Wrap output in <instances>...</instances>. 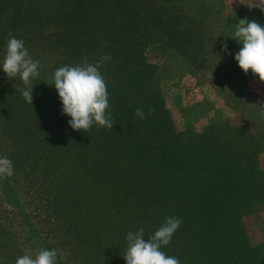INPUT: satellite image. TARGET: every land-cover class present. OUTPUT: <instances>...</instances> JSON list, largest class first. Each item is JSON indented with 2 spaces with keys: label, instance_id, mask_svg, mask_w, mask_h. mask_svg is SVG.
<instances>
[{
  "label": "trees",
  "instance_id": "1",
  "mask_svg": "<svg viewBox=\"0 0 264 264\" xmlns=\"http://www.w3.org/2000/svg\"><path fill=\"white\" fill-rule=\"evenodd\" d=\"M224 11L214 0H0V157L14 171L0 180L7 192L0 264L25 255L13 221L26 225L33 216L48 230L43 240L29 236L39 250L65 253L59 264H126L128 232L143 229L147 240L169 216L182 223L161 250L180 264H264V246L252 243L244 224L264 203V126L226 120L180 128L146 57L165 41L194 76L212 83L211 70L225 67L228 79L243 78L235 24L247 17L264 26V12ZM9 32L39 61L32 105L19 76L9 79L2 68ZM106 55L99 71L113 129L73 130L51 85L54 72Z\"/></svg>",
  "mask_w": 264,
  "mask_h": 264
},
{
  "label": "clouds",
  "instance_id": "2",
  "mask_svg": "<svg viewBox=\"0 0 264 264\" xmlns=\"http://www.w3.org/2000/svg\"><path fill=\"white\" fill-rule=\"evenodd\" d=\"M249 8H259L264 12V0H252ZM9 39L2 68L9 79L17 76L22 80L24 100L32 105V80L39 76V61H35L29 54L22 39H17L8 33ZM242 45L234 59L241 70L247 74L249 70L264 82V26L247 17L235 24L232 37ZM223 50L228 51L225 43ZM231 55V53H229ZM110 59L106 55L99 64L93 65L85 61L81 65H66L55 70L52 84L58 92L63 105L62 113L71 117L68 121L73 130L89 132L93 124L98 127L113 129L114 121L109 113V95L105 78L99 71L100 64ZM260 107V106H259ZM260 116L264 119V107H260ZM155 108L149 109V115L154 114ZM138 119H145L143 109H135ZM14 174L13 163L7 157H0V180H6ZM182 220L176 216H169L165 222L145 239V232L140 229L128 232V247L123 259L126 264H180L178 258L166 255L162 247L170 244L174 233L180 228ZM65 253L57 249H40L33 258L30 254L19 257L15 264H59L58 258Z\"/></svg>",
  "mask_w": 264,
  "mask_h": 264
},
{
  "label": "rangeland",
  "instance_id": "3",
  "mask_svg": "<svg viewBox=\"0 0 264 264\" xmlns=\"http://www.w3.org/2000/svg\"><path fill=\"white\" fill-rule=\"evenodd\" d=\"M214 3L216 7H225L224 15L229 16L237 10L249 8L252 0H214ZM146 57L158 68L166 107L172 111L180 128L194 127L201 131L210 123L226 120L250 124L257 130L264 126V119L260 116V107H264V82L251 70L247 74L244 73L243 78L231 80L228 79L225 67L213 68L211 76L215 81L211 83L203 76H194L191 73L192 68L165 41L150 45L146 50ZM260 160L264 167V154L260 156ZM2 183L0 181V199L4 201L7 199V192L1 187ZM19 197L25 204L24 197ZM13 222L19 230L20 245L23 246L25 254L34 258L40 247L35 238L29 236V232L36 231L43 240L44 234L41 231L48 228L40 224V219L36 216L32 217L30 224L25 225L16 218ZM244 224L252 243L264 246V203L260 204L252 215L244 218ZM73 249L75 246L71 245V253ZM75 254L77 257L81 256L77 249ZM1 255L4 256L3 262L9 260L6 253ZM66 261L70 262L71 258Z\"/></svg>",
  "mask_w": 264,
  "mask_h": 264
}]
</instances>
